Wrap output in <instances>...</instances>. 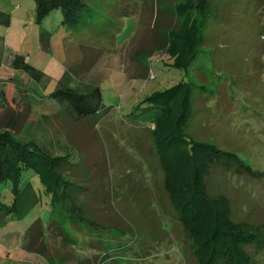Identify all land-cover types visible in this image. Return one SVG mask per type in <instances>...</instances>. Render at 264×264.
<instances>
[{
    "label": "rangeland",
    "instance_id": "obj_1",
    "mask_svg": "<svg viewBox=\"0 0 264 264\" xmlns=\"http://www.w3.org/2000/svg\"><path fill=\"white\" fill-rule=\"evenodd\" d=\"M83 1L97 17L90 29L76 30L62 23L58 9L37 20L34 0H0V81L14 79L37 102L63 86L79 93L95 88L106 112L97 122L48 114L28 108L9 87L0 97V132L73 160L62 180L88 186L96 200H82L83 208L119 229L112 228L118 239L144 248L131 264H203L214 221L235 230L243 224L264 240V0H205L203 7L197 0ZM184 28L194 39L172 55L171 38L188 41ZM200 36L206 42L185 69ZM17 56L28 69L13 65ZM186 81L205 86L192 98L191 117L176 104L160 126L234 154L259 177L204 168L199 155H188L185 136L154 155L155 125L137 109ZM180 188L207 198L208 216H180L181 200L173 195L172 202L168 192ZM38 197L21 219L0 216V264H85L91 254L31 228L35 218L45 226L49 216L42 192ZM0 199L9 202L10 191L0 187ZM251 259L264 264V248Z\"/></svg>",
    "mask_w": 264,
    "mask_h": 264
},
{
    "label": "trees",
    "instance_id": "obj_2",
    "mask_svg": "<svg viewBox=\"0 0 264 264\" xmlns=\"http://www.w3.org/2000/svg\"><path fill=\"white\" fill-rule=\"evenodd\" d=\"M34 1L37 20H41L53 10L58 9L62 13V23L71 28L78 30L89 27L90 29L92 25H95L93 20L97 14L83 0ZM204 2L205 0H197L196 3L203 7ZM184 31L188 41L177 44L178 39L171 38L169 52L172 55H177L183 50L179 46L193 41L194 37L190 28H184ZM42 36L41 34V38ZM203 42L206 41L202 36L197 38L192 46L191 54L183 66H180L186 69L196 61V52H200ZM178 60L177 58L175 61L177 65H179ZM13 65L24 69L29 68L23 58L18 56L14 58ZM9 87H15L28 108H40L42 112L48 114L57 115L59 112H67L75 120L90 118L97 122L100 113L106 112L102 105L101 95L95 88L87 93H79L63 86L37 102L32 93L21 88L14 79L0 81V97L5 98L4 95ZM204 90L205 86H197L194 82L186 81L155 93L140 104L137 109L140 112L139 116L142 118L149 116L147 125L150 127L155 125L153 134L160 140L155 141L157 150L153 152L154 155L157 156L160 151H167V148L179 146V143L186 140V136L181 131L171 130L170 126H160V119L168 116L176 104H178L181 116L191 117L192 98H199ZM48 101L55 103L54 107H47L45 103ZM139 120L142 119L139 118ZM185 142L188 155H199L204 168H220L223 173L230 170L233 172L232 175L236 176H260V173L254 172L232 153L188 138ZM74 165L73 160L67 155H51L44 149L42 151L35 142L18 140L9 132H0V187L4 188L6 193L10 191L11 195L9 202H6L8 198H5L6 203L0 199V216L4 219H21L38 203L39 193L42 192L49 210L48 220L43 226L40 219L35 218L31 228L39 227L44 237L49 235L64 246L88 252L91 255L90 257L87 255L85 264H131L136 261L139 254H145L144 248H134L130 242L118 239L112 228L116 231L119 229L117 230L112 224L100 221L99 216L83 208L82 200L88 199L93 202L96 200V197L87 194L89 187L83 183L75 185L62 180L61 174L64 170ZM33 179L38 182L36 189L33 186L35 184ZM176 191L177 193L168 189L172 202L173 200L175 202L173 195L175 197L178 195L177 198L181 200L178 212L180 216L187 214L189 220L201 219L206 214L208 216V206L212 205L207 198H200L195 189L180 188ZM182 197H184L183 200ZM186 210L187 213H185ZM241 226H243L241 230H235L229 222L214 221L212 228L208 231L210 233L206 234L207 255H203L205 259L203 264H253L251 253L259 254L260 249L264 248V243L261 245L260 243L264 240L258 242L257 234L251 232L243 224ZM247 246H251L253 252L248 250Z\"/></svg>",
    "mask_w": 264,
    "mask_h": 264
}]
</instances>
